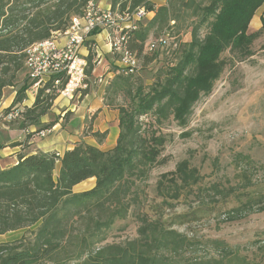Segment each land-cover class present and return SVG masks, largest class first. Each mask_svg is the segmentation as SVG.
<instances>
[{"label": "trees", "instance_id": "obj_1", "mask_svg": "<svg viewBox=\"0 0 264 264\" xmlns=\"http://www.w3.org/2000/svg\"><path fill=\"white\" fill-rule=\"evenodd\" d=\"M98 2L0 0V104L4 89L15 86L19 73L25 70L27 49L51 38L54 32L65 31L74 17L82 16L90 3ZM263 5L264 0H169L159 6L152 0H112L114 10L145 7L154 13L148 24L139 22L129 32L128 48L138 58L148 40L158 37L171 22L179 26L182 21L197 18V25L191 40L182 44L176 59L160 71L149 90L139 87L134 91L130 81L134 74L116 75L112 86L116 91L129 92L132 99L130 105L119 107L120 132L114 148L102 150L80 143L62 156L56 152L22 154L17 164L0 167V235L36 227L33 239L24 236L0 244V264H159V255L185 248L187 237L159 222H145L139 228L140 236L126 243L103 244L106 238L100 235L117 219L129 215L130 178L145 179L154 166L164 161L160 156L165 137L145 136L141 118L152 115L162 123L173 116L178 124L186 126L196 103L213 91L223 74L227 65L223 53L241 52L244 58L253 55L250 46L264 28L249 33V27ZM203 27H207L204 36L200 34ZM153 32L156 35H151ZM94 57L90 47L88 76L94 70ZM64 85L65 81L56 87L52 79L41 87L34 104L22 113L21 126L42 127L41 118L52 108L58 89ZM31 87L24 84L20 88L13 106L27 99ZM95 136L103 141L107 133L97 132ZM90 178H96L92 189L74 191L76 185ZM202 180L200 170L189 159H183L174 171L161 175L157 190L164 198L178 200L196 186L207 191L208 187L201 186ZM211 190L213 200L217 195L228 198L236 192L239 206L226 220L241 219L257 209L264 211V193H238L237 189H221L218 185Z\"/></svg>", "mask_w": 264, "mask_h": 264}, {"label": "rangeland", "instance_id": "obj_2", "mask_svg": "<svg viewBox=\"0 0 264 264\" xmlns=\"http://www.w3.org/2000/svg\"><path fill=\"white\" fill-rule=\"evenodd\" d=\"M152 1L158 6L169 2ZM188 12L191 14L192 10ZM152 18L153 15L149 14L140 22L148 24ZM196 19L182 21L179 26L171 22L158 37L152 36L148 40L164 36L168 44L156 51L145 48L139 56V71L130 80L134 91L139 87L149 90L160 71L176 59L180 52L178 49L191 40ZM206 32L207 27H203L200 34L204 36ZM151 35L156 34L153 32ZM85 47L89 50L92 47L97 55L101 52L97 43L91 40L85 43ZM250 48L253 55L246 58L241 52L227 50L223 53L222 58L227 62L223 74L215 82L213 91L196 103L186 126L178 124L173 116L162 123L152 115L141 118V132L145 136L156 134L165 137L160 156L164 161L154 166L147 178H130L132 188L128 199L132 206L129 215L125 219H117L100 235V238H106L103 244L137 239L142 224L159 222L166 229L184 234L188 240L185 248L159 255V264H264V211L257 209L241 219L226 220L228 214H234V209L239 206L236 192L228 198L217 195L213 200L215 196L211 190L212 186L218 185L221 189H237L238 193H264V33L253 41ZM102 53L104 61L89 76L87 87L80 88L72 99L59 94L58 98L63 101L56 106V101L53 102L54 107L45 115L48 122L40 124L42 128L59 121L73 140L90 134L87 140L93 142L98 140L95 133H105L104 128L113 126L103 141H98L105 143L106 148L115 144L117 130L114 131V125H98L96 120L102 109L89 113L87 110L92 105L96 108L101 104L105 106L108 118L117 116L119 119V107L130 105L132 98L129 92L116 91L112 86L116 75L121 73L118 56L103 50ZM24 84L31 85L26 68L19 73L15 86L4 89L0 106L13 101L2 112L20 107L19 104L13 106V103ZM85 92L88 97H85ZM35 93L32 87L27 91V97ZM83 100L82 105H87L86 113L69 109L71 105H81ZM89 101L92 104H88ZM67 102L70 106L66 105ZM95 121L97 125H94ZM95 127H102V130L93 131ZM183 159H189L200 170L203 175L201 186L208 189L200 191L196 186L191 192L185 191L178 200L164 198L158 193V181L162 174L174 171ZM94 186L95 183L77 187L74 191H87ZM35 229L31 227L1 234L0 244L16 242L24 236L33 239L32 231Z\"/></svg>", "mask_w": 264, "mask_h": 264}, {"label": "built area", "instance_id": "obj_3", "mask_svg": "<svg viewBox=\"0 0 264 264\" xmlns=\"http://www.w3.org/2000/svg\"><path fill=\"white\" fill-rule=\"evenodd\" d=\"M151 13L153 12H148L145 7L121 12L119 9H105L90 3L82 16L72 19L68 29L54 32L51 38L35 43L27 49L25 68L32 87L38 92L52 79L56 87L65 81L64 87L58 91L69 99H72L80 88L87 87L88 62L82 56L81 50L96 30L109 32L108 42L111 50L120 61L119 72L125 75L136 74L140 63L137 54L128 48L129 32L136 29L138 23ZM167 44V38L161 36L148 41L146 50L156 51L160 46ZM23 112L24 109L18 106L8 113L0 112V123L22 120ZM46 134V130L39 133L41 136Z\"/></svg>", "mask_w": 264, "mask_h": 264}, {"label": "crops", "instance_id": "obj_4", "mask_svg": "<svg viewBox=\"0 0 264 264\" xmlns=\"http://www.w3.org/2000/svg\"><path fill=\"white\" fill-rule=\"evenodd\" d=\"M98 4L105 9L112 8V0H99ZM150 15H153L154 17V13H151ZM262 28H264V5L256 12L254 18L252 19L249 27V33L259 31ZM108 37H109V32L107 30H100L98 34H93L90 38V40L97 43L98 48L101 49V52H99L100 50L98 51L99 52L98 55L96 54V52H94L95 53L94 72L97 71V68L104 61V58L102 56L103 54L102 50L109 54H112L111 45L108 42ZM89 53L90 50L87 49L84 45V47H82L81 54L87 60V62H88ZM36 95L37 92L34 95L27 97V99L23 103H19V106L22 107L24 110L26 107H31L36 100ZM85 97H88V94H86ZM58 99L59 101H57V99H55L56 102L54 101L55 106L57 105V103L59 104L63 101L62 98H58ZM12 101H10V103L7 105L0 106V112H2L3 109L10 106ZM84 102L85 100H83L81 105L79 104V106L78 105L70 106L68 102L66 103V105L70 106L69 109L72 110L78 109V111H81V113L84 114L86 113V108H87L86 104H85L86 106H83ZM88 104H92V103L89 101ZM104 107L105 106L101 104L98 105L96 108L92 105L89 107L87 112L89 113L92 110L101 108L102 110L99 112V117L96 118V120H98L99 122L98 125H114V131L117 130V134L115 138V144H113L112 147L109 148L104 147L105 143L103 144V142H99L97 139H95L93 142H88L87 139H89L90 134H88V136H83L82 138H76L73 140L69 132L66 129L62 128V125L60 124L59 121L56 122V124L52 128L41 129L42 127L35 125L22 127L21 126L22 122L20 119H18L10 123L9 122L0 123V167L7 168L17 164L20 159V155L22 154L31 155V154H37L39 152H44V153L57 152L62 156L67 150L73 149L75 146H77L80 143H87L93 146H97L102 150H109L114 148L115 145L117 144V140L119 136V126H118L119 119L117 118V116L114 117L113 119L108 118L106 116L107 111ZM57 112H61V110L57 109ZM41 122L42 123L48 122V119L45 118V115L41 118ZM94 125H97L96 121ZM43 130H46L47 134L45 136L39 135L40 131ZM101 130L102 127H100L99 129L95 127L93 129V131H101ZM104 130L109 133V130H113V126L106 127L104 128ZM57 166L59 169L60 162H58ZM94 183L96 184V178H90L76 185L74 187V190L77 187L83 188L85 185H94Z\"/></svg>", "mask_w": 264, "mask_h": 264}]
</instances>
